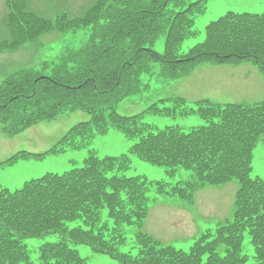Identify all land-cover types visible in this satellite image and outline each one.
Here are the masks:
<instances>
[{
  "label": "trees",
  "instance_id": "16d2710c",
  "mask_svg": "<svg viewBox=\"0 0 264 264\" xmlns=\"http://www.w3.org/2000/svg\"><path fill=\"white\" fill-rule=\"evenodd\" d=\"M97 0L81 17L54 21L28 9L25 0H8L9 38L1 50L23 46L46 32L90 29L86 43L67 49L57 62L41 70L20 71L0 83V123L9 136L73 111L90 120L71 128L43 154L21 151L0 162V168L42 159L68 148H84L97 136L115 129L135 141L131 154L173 176L177 168L192 173L191 181L170 185L123 175L128 155L99 157L95 151L80 168L48 173L16 191L0 190V264H87L73 245H88L121 264H246L250 240L255 264H264V179L252 178L253 152L264 144V101L251 105L199 100L188 107L182 98L161 100L144 113L123 116L116 105L137 94L141 77L160 64L158 78L170 82L202 64L236 66L249 62L264 76V12H229L206 28L204 42L182 53L194 36L195 20L207 0ZM165 37L163 54L154 45ZM169 102L173 106L167 107ZM146 114H197L205 124L184 130L178 126L154 130ZM236 180L233 214L207 230L188 251L164 245L142 227L151 198L176 197L192 204L206 186ZM106 211V216L104 212ZM137 226L135 252L122 251L126 227ZM59 234L37 248V261L25 243L29 238Z\"/></svg>",
  "mask_w": 264,
  "mask_h": 264
},
{
  "label": "rangeland",
  "instance_id": "374dc122",
  "mask_svg": "<svg viewBox=\"0 0 264 264\" xmlns=\"http://www.w3.org/2000/svg\"><path fill=\"white\" fill-rule=\"evenodd\" d=\"M7 0H0V40L7 35L4 19L7 15ZM29 10L45 18L55 20L59 15L70 17L82 16L95 0H26ZM199 0H188L187 4ZM229 11L238 13H261L264 11V0H208L206 12L196 19L194 30L197 35L187 39L180 47L187 52L206 38V26L218 20ZM90 29L70 30L67 32L50 31L35 40L26 43L19 49L0 51V83L14 72L24 69H41L45 62H57L67 49L82 47L90 36ZM165 37L159 38L154 50L163 54ZM160 64L152 67V73L141 77V90L119 102L115 110L123 116L142 114L160 100L183 97L188 106L199 99H207L214 103H245L252 104L264 101V77L258 68L251 63L240 66L201 65L190 75L176 81L163 82L158 78ZM227 85L228 83H231ZM161 106L164 104H160ZM167 107L173 106L169 102ZM90 120L83 111L65 113L50 122L38 123L25 132L9 137L0 123V161L12 155L27 151L44 153L55 147L68 131L79 123ZM145 122L154 130H162L167 126H180L185 130L194 126L204 125L205 121L198 115L163 116L146 114ZM135 141L128 139L123 133L112 129L104 136H97L87 148L68 149L61 154L47 155L41 160L21 161L14 166L0 168V190L10 191L21 189L27 181L43 177L47 173L62 174L74 168L82 167L89 151L94 150L99 157H117L128 154L131 159L130 169L123 175L127 177L144 176L150 181H165L170 185L191 181L192 173L177 168L174 176L168 175L165 167L154 166L129 154ZM252 178L264 179V144L259 143L253 152ZM239 188L236 180L218 186H206L201 189L194 203L186 204L178 198L156 197L152 190L149 215L142 230L165 245L188 251L196 239L207 230H213L220 221L230 218L233 214L235 194ZM156 198V199H155ZM106 216V211L104 212ZM139 228L135 225L126 227L127 242L122 251L135 250V237ZM60 238L59 234L29 238L27 246L32 251V258L37 261V248ZM246 252L250 260L246 264H255L254 252L250 240L246 242ZM87 264H121L119 260L107 254L98 253L88 245H73ZM135 252V251H134Z\"/></svg>",
  "mask_w": 264,
  "mask_h": 264
},
{
  "label": "crops",
  "instance_id": "0c3cea01",
  "mask_svg": "<svg viewBox=\"0 0 264 264\" xmlns=\"http://www.w3.org/2000/svg\"><path fill=\"white\" fill-rule=\"evenodd\" d=\"M233 82H231V83H228L227 85H230V84H232Z\"/></svg>",
  "mask_w": 264,
  "mask_h": 264
}]
</instances>
